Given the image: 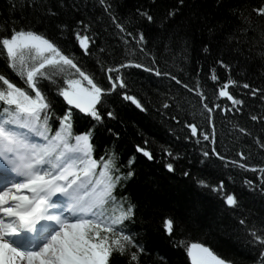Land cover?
<instances>
[{
  "label": "snow or ice",
  "instance_id": "1",
  "mask_svg": "<svg viewBox=\"0 0 264 264\" xmlns=\"http://www.w3.org/2000/svg\"><path fill=\"white\" fill-rule=\"evenodd\" d=\"M96 3L102 9L100 16L94 21L92 17L86 20L82 16L76 20L74 28L61 23L57 26L61 35L71 31L84 55H91L90 45L95 44L99 35L93 31V23H101L106 14L118 30L117 36L126 51L131 46V54L146 57L150 65L128 59L114 67H106L97 59L96 64L108 81L104 85L95 73L80 65L74 54H66L46 33L31 27L0 28V56L4 57L10 72L22 82L0 72V264H113L117 257L124 259L126 264H141L146 248L141 235L133 233L129 227L136 220L138 205L124 191L127 183L136 176L133 167L136 156L132 155L127 164H122L114 148H106L103 154L96 155V130L105 119L98 106L105 104L107 97L118 93L123 101L131 102L143 112L148 111L140 98L129 94L124 79L122 70L135 66L157 77L169 78L197 95L202 109L200 114L207 113L206 118L211 124L214 110H240L236 106L244 104V100L230 90L240 86L231 75L233 65L223 56L216 60L217 65L228 71L224 81L220 80L215 67L209 70L208 78L215 84L214 97L226 98L230 102V106L222 107L214 99L210 105L199 72L195 87H190L171 71L159 67L154 49L163 47L174 63H184L189 58L193 39L206 32L209 39L202 41L203 52L208 53L213 40L223 35L229 53L240 55L244 51L242 46L251 41L248 51L259 45L255 55L264 61V23H257V20L264 21V0H258L255 6L230 8L229 14L239 23L227 30V21H213L203 11L201 0H177V4L166 11L161 21L165 31L152 42L151 48L142 29L129 30L128 25L133 24L134 18L126 25L115 14L111 0H96ZM221 3L222 0H217V6ZM12 7L15 9L16 5ZM59 7L80 11L74 0L71 5L67 0H59ZM184 9H187L186 13ZM136 12L148 23L155 22L150 10L137 8ZM46 13L58 15L51 8H47ZM4 32L8 34H2ZM25 51L29 53L28 57L23 55ZM99 51L102 53L105 49ZM45 82L55 86V95L66 102L62 114L54 107ZM242 87L251 96L259 95L264 101V88H253L247 82ZM173 101L180 108L175 97L166 99L162 107L169 108ZM76 110L87 114L95 123L84 131H77L74 123ZM106 116L117 119L114 109H108ZM172 119L177 120V117ZM251 119L264 121V116L251 115ZM183 124L190 133L184 139L202 137L215 143L214 125L209 133L196 122L183 121ZM239 131L250 135L245 128H239ZM107 132L117 138L120 136L112 128ZM256 142L264 149V142L259 138ZM196 143L200 140L197 139ZM159 147L166 161L180 158L181 154L174 153L170 147ZM135 150L149 161L155 159L147 138L142 144H136ZM202 155L205 158L215 156L227 164L226 158L215 147L203 151ZM238 155L244 157L243 152ZM231 165L259 172L260 183L245 178L243 184L264 197V166L249 165L241 160H231ZM164 167L175 173L172 162H165ZM191 175L188 170L182 172L184 177ZM193 179L198 187L219 195L227 207L235 209L240 206L238 194L227 192L224 180L210 183L199 177ZM239 224L244 226L245 242L257 250L256 264H264V226L248 227L244 218ZM162 227L174 247L186 248L192 264H233L204 244L175 240L179 227L175 216L164 215ZM158 264H167L166 257L158 256Z\"/></svg>",
  "mask_w": 264,
  "mask_h": 264
},
{
  "label": "trees",
  "instance_id": "2",
  "mask_svg": "<svg viewBox=\"0 0 264 264\" xmlns=\"http://www.w3.org/2000/svg\"><path fill=\"white\" fill-rule=\"evenodd\" d=\"M71 5L73 0H67ZM80 11L71 8L61 9L59 0H0V28L17 29L31 27L33 30L46 33L52 38L66 54H74L80 65L87 71L95 73L99 82L108 84L106 76L101 73L97 59L104 65L115 66L124 63L128 59L143 62L150 65V61L141 55H132L126 51L123 42L117 36L118 30L112 25L105 14L101 23H93V31L98 33L94 45H90L91 55H84L71 31L61 35L58 25L69 24L75 27V22L82 16L93 21L100 16L102 9L96 0H74ZM115 14L122 23L128 25V20L134 18L132 25H128L130 31L142 29L149 39V47L152 42L165 31L161 21L166 11L177 4V0H111ZM203 11L208 13L213 21H227L226 30L239 23L236 17L229 14V9L245 5L255 6L258 0H222L217 6V0H201ZM16 5L13 9L12 5ZM85 5L87 7L85 8ZM95 5V6H94ZM51 8L58 12L57 16L46 13ZM150 10L155 17L154 23H148L137 15L136 9ZM185 13L187 9H184ZM247 14V12H245ZM179 19V17H177ZM253 19L256 17L253 14ZM257 23L264 21L257 20ZM2 34H8L4 32ZM209 39L205 32L197 34L192 41L188 53V60L184 63L173 62L170 54L163 47L154 49L157 55L159 67L165 71H171L190 87H195L197 73L199 80L205 89L208 101L211 105L215 99L222 107L230 106L226 98L216 99L213 95L215 84L208 78L209 70L213 67L221 81L228 76V71L216 64V60L223 59L233 65L231 75L240 82L239 87L230 90L234 96L244 100L243 105L236 106L240 110L221 111L214 110L212 124L215 128V143L205 141L202 137L184 139L190 135L183 121L196 122L204 131L211 133L212 127L208 121L207 113L202 112L200 99L194 93L183 89L176 82L166 77H157L144 69L135 66L122 70L125 82L128 85L130 95H136L148 108L147 112L138 109L134 104L123 101L118 93L106 98V103L99 105L102 114L105 115L104 123L97 126L94 143L96 155L104 153L106 148H114L119 154L120 163L127 164L132 155L136 156L133 167L136 176L130 180L124 191L131 195L132 201L138 205L136 220L130 224L133 233H139L145 245L146 253L141 257V264H158V256H164L167 264H192L184 246L174 247L170 238L163 232L162 217L173 215L179 222L174 239L185 240L188 243L196 242L211 248L222 259L230 260L233 264H256L257 250L245 242L244 226L239 224L241 218L246 219L247 226H264V197L258 192L250 191L244 184L245 178L260 183L261 174L241 170L232 166L231 162L219 160L215 156L205 158L202 152L210 151L212 147L228 160H241L249 165L264 166V149L259 147L257 138L264 142V121L251 119V115L264 116V101L257 95L251 96L242 87L244 82L250 83L253 88H264V61L256 58L259 45L253 46L249 52L248 44L242 47L244 51L237 55L228 52L223 43V35H219L212 42L208 53L202 51V41ZM104 48V52L99 49ZM247 57V58H246ZM239 65V66H237ZM182 69V71H181ZM0 72L9 75L18 83L16 77L7 68L6 61L0 56ZM50 98L58 113L62 114L65 101L55 95V86L45 82ZM169 97H175L179 101L180 108L175 101L167 109L162 105ZM108 109H114L117 119H109L106 116ZM177 117L173 120L172 117ZM179 121V122H178ZM74 123L77 131H84L91 127L93 121L87 114L76 110ZM112 128L119 132V138L107 132ZM239 128L247 129L241 133ZM150 141V147L155 154V159L147 160L142 154L136 153L135 145L142 144L143 139ZM199 139L200 143H196ZM160 145L170 147L172 151L179 152L180 158L176 160L163 157ZM243 152L244 157L238 154ZM203 161V162H202ZM165 162H172L175 173L172 174L164 167ZM188 170L191 177L182 176V172ZM194 177L207 179L210 183L225 182V190L238 194L240 206L232 209L227 207L221 197L206 188L196 185ZM231 177V180L229 179ZM113 264H126L125 260L117 257Z\"/></svg>",
  "mask_w": 264,
  "mask_h": 264
},
{
  "label": "rangeland",
  "instance_id": "3",
  "mask_svg": "<svg viewBox=\"0 0 264 264\" xmlns=\"http://www.w3.org/2000/svg\"><path fill=\"white\" fill-rule=\"evenodd\" d=\"M23 55H24L25 57H28V56H29V53H28L27 51H25V52L23 53Z\"/></svg>",
  "mask_w": 264,
  "mask_h": 264
},
{
  "label": "water",
  "instance_id": "4",
  "mask_svg": "<svg viewBox=\"0 0 264 264\" xmlns=\"http://www.w3.org/2000/svg\"><path fill=\"white\" fill-rule=\"evenodd\" d=\"M212 124V123H211ZM211 127H213V124L211 125ZM227 161H229V162H231V160H228V159H226Z\"/></svg>",
  "mask_w": 264,
  "mask_h": 264
}]
</instances>
